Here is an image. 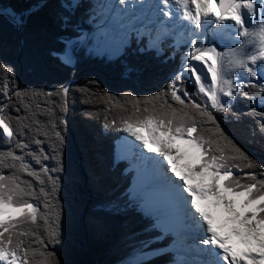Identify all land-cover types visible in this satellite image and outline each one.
<instances>
[{"label":"snow or ice","instance_id":"1","mask_svg":"<svg viewBox=\"0 0 264 264\" xmlns=\"http://www.w3.org/2000/svg\"><path fill=\"white\" fill-rule=\"evenodd\" d=\"M0 264H264V0L0 4Z\"/></svg>","mask_w":264,"mask_h":264},{"label":"trees","instance_id":"2","mask_svg":"<svg viewBox=\"0 0 264 264\" xmlns=\"http://www.w3.org/2000/svg\"><path fill=\"white\" fill-rule=\"evenodd\" d=\"M18 0H0V4H6V3H17ZM70 79H73L74 81V88H78L79 83L83 82L82 77H69ZM104 80V83L111 87H116L119 84L120 81V74H119V65H113L110 70L105 73V75L102 77ZM120 100H114L112 102L113 106V112L117 113L120 110L121 105ZM238 108L244 109L245 104L243 102L237 104ZM81 112H82V105L79 101V96L76 95L74 97L73 93L70 92L69 99H68V110H67V148L69 152L76 153L79 151L81 140L86 137L91 129V125L86 123L81 118ZM43 130V129H42ZM107 141L105 142V151L107 150ZM47 143L45 144V147H47ZM114 146V144H113ZM251 153L254 154L256 158L261 157L262 153L258 148H252L249 146L248 149ZM61 258H64V254L61 251L60 252ZM82 259H90L91 257L88 255H85L81 257Z\"/></svg>","mask_w":264,"mask_h":264}]
</instances>
